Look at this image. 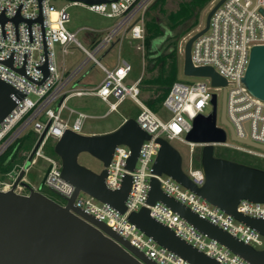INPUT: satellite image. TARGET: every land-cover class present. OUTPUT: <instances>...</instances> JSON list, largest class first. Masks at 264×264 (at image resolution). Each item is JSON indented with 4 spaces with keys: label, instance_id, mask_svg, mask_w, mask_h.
Instances as JSON below:
<instances>
[{
    "label": "built area",
    "instance_id": "obj_1",
    "mask_svg": "<svg viewBox=\"0 0 264 264\" xmlns=\"http://www.w3.org/2000/svg\"><path fill=\"white\" fill-rule=\"evenodd\" d=\"M56 1L58 0H0V18L4 19L3 22L0 21V80L23 94V97L14 99L15 106L0 121V155L23 132L31 130L35 134V140L26 159L37 143L29 163H33L35 157L43 158L48 163L42 185L55 191L61 199L55 201L64 205V198L70 197L73 187L60 178L59 159L56 156H43L41 150L48 140L54 143L65 130L86 134L81 128L87 115L67 108L66 101L72 96H94L107 103L109 112L116 110L124 97H129L138 107L133 119L149 138L141 142L131 171L124 168L129 148L123 143L113 148L108 165L103 167L106 172L103 182L108 190L117 189L124 174L131 177L130 187L123 201L124 212L119 214L108 204L80 190L73 199V206L103 223L156 264L187 263L156 245L128 223V215L137 212L140 207H146L150 218L169 228L176 237L218 264H247L223 246L199 234L161 202L147 205L146 197L149 179L154 177L162 192L189 208L201 219L256 251L264 249V238L257 232L210 205L166 174L154 175L151 169L159 147L155 139L162 138L166 142L177 139L187 145L190 155L187 172L184 174L194 184H202L200 165L194 164L192 156L193 147H201L203 144L188 142L184 137L191 128L192 118L198 114H209L210 112L204 113V108L211 107V95L215 94L217 97L218 93L220 96L222 89L224 116L234 136L264 146V101L253 97L241 82L249 48L264 45V0H223L214 9L206 30L190 43L189 59L194 67H210L225 80V85L212 86L208 77H198L203 79L193 82L173 81L159 107L167 112L163 118L158 117L140 100V78L129 84L124 82L131 70L129 63L116 57L114 64L106 67L95 58L115 39L119 44L128 36L142 44L144 14L154 0H92L90 3L69 0L67 4L55 7L53 3ZM75 4L114 20L100 35L98 29L82 28L95 34L88 35L89 49L81 45L74 33L64 26L69 19L66 8ZM15 15L20 18L16 24L12 21ZM55 44L62 54L67 53L68 44H74L85 57L72 70L62 68L59 71L54 58ZM180 48L179 45L177 50H181ZM88 60L99 68L101 79L92 87L78 88L73 81ZM6 61H9V65ZM43 65L47 72L44 78L40 69ZM64 109L67 113L62 116ZM71 114H75L73 119H70ZM225 134L228 137V131ZM214 146L264 160V150L239 142H227L225 139L222 143H213ZM23 164L14 166L6 173L12 180H0V185L10 188L19 170H26L27 166L24 167ZM18 186L22 187L16 183L14 190ZM235 210L248 218L264 219V203L240 200Z\"/></svg>",
    "mask_w": 264,
    "mask_h": 264
},
{
    "label": "water",
    "instance_id": "obj_2",
    "mask_svg": "<svg viewBox=\"0 0 264 264\" xmlns=\"http://www.w3.org/2000/svg\"><path fill=\"white\" fill-rule=\"evenodd\" d=\"M222 1L216 0L206 13L203 26L188 36L182 47V75L208 77L210 84L216 87H223L225 80L210 67L192 66L189 48L192 40L206 30L211 13ZM39 19L38 17L37 20ZM19 20L18 15L12 18L14 24ZM0 21L3 22L4 19L1 17ZM5 63L9 65V61ZM40 69L44 78L47 74L45 65ZM241 82L253 97L264 101V45L249 48ZM21 97L23 94L0 80V121L15 106L14 99ZM210 103V113L193 117L191 128L184 137L188 142L203 144L199 154L202 184H194L184 174L178 152L162 138L155 139L159 147L151 166L152 173L166 174L264 238V219L248 218L235 210L240 200L264 203V170L214 156L213 143L224 142L226 134L215 122V94L211 95ZM219 122L226 127L229 140L264 150V146L260 144L234 136L224 116L223 89L220 95ZM148 138L149 135L138 127L133 118H125L112 131L100 134H78L65 130L53 143L52 152L60 161V178L73 187L72 194L64 198V205H60L53 198L23 182V169L19 170L10 188H0V264H156L103 223L84 214L72 204L80 190L122 214L123 201L130 187V175H123L117 189L108 190L103 182L105 169L95 173L79 164L77 155L86 152L105 167L110 161L113 148L123 143L129 148L124 168L131 171L141 142ZM36 146L37 143L30 155ZM23 166L26 167V161ZM16 183L26 189L27 193L15 192ZM148 185L147 205L161 202L199 234L215 241L247 264H264V249L256 251L201 219L189 208L162 192L156 178L151 177ZM48 190L56 195L52 189ZM127 221L156 245L187 264H218L211 257L176 237L169 228L150 218L146 207H140L137 212L130 213Z\"/></svg>",
    "mask_w": 264,
    "mask_h": 264
},
{
    "label": "rangeland",
    "instance_id": "obj_3",
    "mask_svg": "<svg viewBox=\"0 0 264 264\" xmlns=\"http://www.w3.org/2000/svg\"><path fill=\"white\" fill-rule=\"evenodd\" d=\"M179 0H164L163 7L166 11L173 10L176 8L177 2ZM69 0H58L54 2L55 7H59L61 5L67 4ZM216 2V0H211L199 13L197 25L192 28L188 33L194 32L200 29L204 24V18L208 10L211 6ZM66 12L68 14V21L64 24L65 28L74 33L75 39L83 45L86 49L90 48L88 42V35L91 34L89 31L84 30L82 28H90V29H98L100 30L99 35L103 33V29L109 27L113 23V19L105 18L95 12L88 11L84 7L79 5H68L66 8ZM183 35L180 40L178 41V46L180 45L181 50H177L175 54V61L177 66V75L176 80L182 82H193L199 81L203 78L198 77H186L182 75L181 72V64H182V47L185 40L188 38L187 34ZM192 34V33H191ZM95 36L94 33L91 34ZM160 38L154 41V45H158L160 43ZM141 41L129 39L128 36L124 38L119 44L118 40L115 39L113 42L110 43L109 47L103 51V53H99L95 56V58L104 66L109 67L112 66L115 62L116 57H119L120 60H123L131 66V70L125 79V83H130L135 80L137 77H142L145 80H154L164 77L170 66L171 62L166 61L164 67L162 69H158L154 67L151 70H144L143 69V49L141 46ZM67 53L62 54L60 48L57 44L54 45V58L55 64L60 71L62 68L66 71L72 70L78 63L83 60L85 57L83 52L80 51L74 44H68L66 46ZM102 76L101 71L99 68L90 60H88L83 68L78 72L76 75L73 83L78 88H89L94 86L97 81ZM151 85L148 82H143L140 85V95L139 98L142 99L146 98L150 94ZM29 97H32L29 95ZM65 106L67 108H71L75 111L83 112L87 117L84 118L82 121V128L81 131L86 134H100L112 131L119 125L125 118H134L136 113L138 112L137 105L129 98L124 97L121 103L117 106L116 110L107 111L108 105L106 102L101 101L97 97L83 95V96H72L70 97ZM219 109H220V96L217 93L216 97V114H215V122L216 125L221 126L224 131L227 133V129L224 125L220 124L219 122ZM211 111V107L207 106L204 108V113H208ZM66 110L62 111V116L66 115ZM158 117L163 118L167 112L160 108L156 112ZM75 114H71L70 119H73ZM27 131V130H26ZM23 132L22 135H24ZM226 141L230 142L229 138L226 137ZM168 143L178 152L180 156V167L183 172H187L188 167V160H189V152L188 147L183 142L177 139L168 140ZM33 145V144H32ZM31 145V147H32ZM52 141L48 140L44 147L42 148L41 152L43 156L47 157H54V155L50 152V148H52ZM200 146L193 147V162L196 164V160H199L200 154ZM31 149V148H30ZM29 149V151H30ZM28 151V152H29ZM222 151H228L229 153L233 152L238 156V160L242 163L262 167L264 168V160L257 159L254 157H250L248 155L235 152L229 148H225L222 146H214L213 153ZM27 152V153H28ZM224 154H222L223 156ZM226 155V154H225ZM224 155V156H225ZM228 157V155L226 156ZM30 158V157H28ZM26 159V170L23 174V182L27 183L30 187L39 190L43 194L53 198L54 200L60 201L61 199L55 195L54 193L50 192L45 186L42 185V178L45 172V169L48 163L40 157H35V161L33 163H29L30 159ZM77 162L84 167L88 168L89 170L98 173L102 168V163L91 156L86 152H80L77 155ZM0 180L3 182H10L11 176L9 175H2ZM0 188L5 190L6 187L4 184L0 185ZM21 194H26L27 191L23 187L19 190ZM80 196L84 197L83 193L79 194Z\"/></svg>",
    "mask_w": 264,
    "mask_h": 264
},
{
    "label": "trees",
    "instance_id": "obj_4",
    "mask_svg": "<svg viewBox=\"0 0 264 264\" xmlns=\"http://www.w3.org/2000/svg\"><path fill=\"white\" fill-rule=\"evenodd\" d=\"M210 1L211 0H179L175 9L166 11L163 7L164 0H154L145 11L142 39L143 69L148 71L154 67L162 69L166 61L171 62V66L164 77L154 80H145L142 77L139 79V91L140 85L143 82L146 81L151 85L149 88L150 94L142 99L144 105L150 110L156 112L159 109L161 101L166 95L169 86L176 80L177 66L175 54L178 41L183 35L197 25L200 11ZM158 38L161 40L160 43L154 45V41ZM34 140L35 134L31 130H27L24 135H21L0 155V177L8 173L14 166L22 165L25 162L27 154L29 153L28 151ZM50 152L54 155L52 148H50ZM225 152L226 153L219 151L213 154L216 157L242 163L233 152ZM222 154L226 155L222 156ZM227 155L228 157H226ZM196 165H199V160H196ZM256 168L264 170L262 167Z\"/></svg>",
    "mask_w": 264,
    "mask_h": 264
},
{
    "label": "bare ground",
    "instance_id": "obj_5",
    "mask_svg": "<svg viewBox=\"0 0 264 264\" xmlns=\"http://www.w3.org/2000/svg\"><path fill=\"white\" fill-rule=\"evenodd\" d=\"M20 189H21L20 186H18V187L15 188L14 191L17 192V193H20V191H19Z\"/></svg>",
    "mask_w": 264,
    "mask_h": 264
},
{
    "label": "crops",
    "instance_id": "obj_6",
    "mask_svg": "<svg viewBox=\"0 0 264 264\" xmlns=\"http://www.w3.org/2000/svg\"><path fill=\"white\" fill-rule=\"evenodd\" d=\"M137 78H140V77H137ZM137 78H136V79H137ZM100 79H101V77H100ZM100 79H99V80H100ZM136 79H135V80H136ZM99 80H98V81H99ZM98 81H97V82H98ZM133 81H134V80H133ZM133 81H132V82H133ZM130 83H131V82H130ZM128 84H129V83H128ZM139 94H140V91H139ZM117 126H118V125H117ZM115 128H116V127H115ZM104 132H106V131H104Z\"/></svg>",
    "mask_w": 264,
    "mask_h": 264
}]
</instances>
